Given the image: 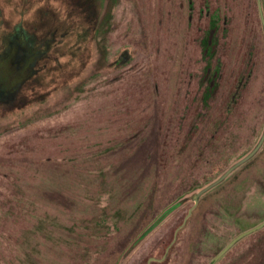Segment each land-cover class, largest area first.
Returning a JSON list of instances; mask_svg holds the SVG:
<instances>
[{
  "label": "rangeland",
  "instance_id": "374dc122",
  "mask_svg": "<svg viewBox=\"0 0 264 264\" xmlns=\"http://www.w3.org/2000/svg\"><path fill=\"white\" fill-rule=\"evenodd\" d=\"M215 11L217 32L230 36L208 59L202 40ZM259 11L257 0H0V264H211L263 224L264 143L252 165L239 171L256 155L195 200L263 138ZM209 84L227 92L243 84L233 138L219 133L222 143L212 145L213 132L202 144L196 137L220 103L214 93L208 110ZM158 119L172 138L155 220L168 216L130 248L154 175L119 169L137 148L126 140L151 133ZM261 253L264 228L217 264H248Z\"/></svg>",
  "mask_w": 264,
  "mask_h": 264
},
{
  "label": "trees",
  "instance_id": "16d2710c",
  "mask_svg": "<svg viewBox=\"0 0 264 264\" xmlns=\"http://www.w3.org/2000/svg\"><path fill=\"white\" fill-rule=\"evenodd\" d=\"M258 2H259V0H257V3ZM262 7L264 8V0H262ZM214 15L216 16V18H214L212 20L211 29L208 32V34L206 35V37L202 40L203 54L208 59H212L215 57V54L217 52V45L219 47L221 41H223L224 44L226 45V41L230 36V34L228 32V28H225V27L222 29L220 34L217 32L218 26L221 29V26L219 25L220 13L219 12L217 13V11H215ZM217 16H218V18H217ZM260 22H261V25H260L261 34H262L263 40H264V30H263L264 24H263L261 13H260ZM251 47H252L251 45L247 44L246 53H245V57H244V59H246V61L248 62L244 66V68H246L247 70H249L252 67V65H254L253 60H250V58H249L250 51L252 52ZM220 68L221 67L219 66V70H220ZM219 70H218V68L213 69L215 78H217L218 74H220L219 75V79H220L221 71H219ZM222 76L225 78L224 70L222 71ZM223 77H221V80L222 79L224 80ZM224 85L225 84H209L208 88L206 89V92L204 93L203 97L205 99V103L207 104V107H209V103L211 106V103L214 101V100H211L214 97V96L212 97V95L214 93L216 95H220V97H219L220 103L217 104V106L214 109L216 111L215 117L210 118L209 121L207 122V129L204 130L203 132H201V134L196 135L197 139H199L201 141V142H199L201 144H202V141L206 137L205 132H207L208 130H209L208 133L213 132L211 134V136L213 138L206 141V142H208L209 145H212L215 142L222 143V140L219 139L220 138V135H218L219 133L224 134L223 137H226L228 135V137L233 138L231 131H229L230 130L229 129V126H230L229 122L230 121L232 122V120L230 119V116L232 115V113L235 109V106L237 105L236 102L239 99L237 94H236L237 87L240 85H243V84H237L236 89L234 91H232L233 88L231 86V89L229 90V92H227L226 90H222L224 88ZM246 85H248V84H246ZM239 91H240V87L238 89V92ZM211 108H212V106L209 107L208 110H210ZM164 124H165V122H162L161 119H158L155 122V125L153 126V131H151V133L145 134V131L142 129L135 136H133L134 138L130 137L126 140L127 143H130V145L132 143H133V145L136 144L137 148L135 149L134 153H132L126 159L125 164L122 167H120V169H119L120 173H122L124 177H130L134 173H138V174H140L139 177H141L145 180L148 177V175L150 174V172H153V175H154V183L153 184H154V188H155L154 191H152L150 193V195H148L146 200L143 202L144 206L142 208L141 207L139 208V211H140V209L142 211V219H144L143 225H142L143 226L142 230L139 232V235L141 236V238H138L137 237L138 234H136L135 237L131 241L132 243L129 244L127 247H129L130 245L133 246L134 243H139V241H141L143 238H145L146 235H149L166 218V216H168V214H166L162 218H158L157 220H155L156 219L155 216H156L158 207L156 206L154 200L157 199V193H158V190L160 187L159 181L161 180L162 170H163L164 165H165L166 144L172 138L171 136H168V133L171 131L167 130V128L165 130ZM196 131H197V128L194 127L193 130L191 132H189V134L187 136L193 137L194 133H196ZM181 141H182V145L185 146L184 145L185 141L184 140H181ZM199 143H197L198 149H200V147L202 150H204V149L207 150L209 148L208 145L203 144V146L202 145L200 146ZM222 147L227 148L228 145H226V143H225V145H223ZM261 153L257 154L256 157H254L251 161H249L247 164H245L243 166V168H241L239 171L245 170L246 167L252 165L254 163V161L259 159V156ZM193 168H196V166H193ZM182 186H185V190L183 191V193H189L187 190L189 188L188 184L187 185L182 184L181 189L183 188ZM128 187L130 188L129 190L133 191L134 193H136L135 190L138 189V188H135L133 185H129ZM198 189H200V188H198ZM175 190H176L175 194L180 193V188L175 189ZM189 200H191V199H189ZM199 207H201V203L199 204V206L194 211L192 219L196 218L195 215H196ZM137 220H135L134 223H136ZM132 246H130V248ZM111 256H112V254H111ZM156 262H158V261H156ZM248 264H264V255L261 253V256L256 257L253 262L248 263Z\"/></svg>",
  "mask_w": 264,
  "mask_h": 264
},
{
  "label": "water",
  "instance_id": "95a60500",
  "mask_svg": "<svg viewBox=\"0 0 264 264\" xmlns=\"http://www.w3.org/2000/svg\"><path fill=\"white\" fill-rule=\"evenodd\" d=\"M259 8H260V11H261V16H262V20H263V24H264V12H263V7H262V0H259ZM264 143V135H263V138L259 144V146L249 155L247 156L245 159H243L241 162H239L238 164H236L235 166H233L230 170H228L220 179H218L215 183H213L212 185H210L209 187H207L206 189H204L198 197H196V204H198L199 202V197H201L203 194L207 193L208 191L212 190L213 188H215L216 186H218L220 183H222L224 180H226L233 172L234 170H236L237 168H239L240 166H242L243 164L247 163L250 159H252L256 153L260 150L261 146L263 145ZM193 213V210L190 211V214L189 216L187 217L186 221L189 219V217L192 215ZM264 228V223L261 224L260 226H258L257 228L251 230V231H248L242 235H240L238 238H236L235 240H233L212 262L211 264H217V262L222 258L224 257L228 251H230L240 240H242L243 238L249 236L250 234L260 230ZM177 237V236H176ZM170 249V248H169ZM168 249V251H169ZM152 261H155L154 259L151 260Z\"/></svg>",
  "mask_w": 264,
  "mask_h": 264
},
{
  "label": "flooded vegetation",
  "instance_id": "af4514ba",
  "mask_svg": "<svg viewBox=\"0 0 264 264\" xmlns=\"http://www.w3.org/2000/svg\"><path fill=\"white\" fill-rule=\"evenodd\" d=\"M24 59H25V53L22 52V51H20V52H19V55H18V57H17V59H16V61H17L18 63H21V62H23Z\"/></svg>",
  "mask_w": 264,
  "mask_h": 264
}]
</instances>
